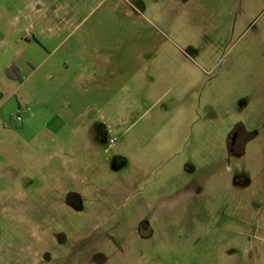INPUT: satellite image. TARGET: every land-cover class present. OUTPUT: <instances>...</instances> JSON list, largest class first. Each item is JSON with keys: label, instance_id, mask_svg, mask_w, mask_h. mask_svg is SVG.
<instances>
[{"label": "rangeland", "instance_id": "rangeland-1", "mask_svg": "<svg viewBox=\"0 0 264 264\" xmlns=\"http://www.w3.org/2000/svg\"><path fill=\"white\" fill-rule=\"evenodd\" d=\"M1 32L46 45L53 122L1 134L0 264H264V0H0Z\"/></svg>", "mask_w": 264, "mask_h": 264}, {"label": "crops", "instance_id": "crops-1", "mask_svg": "<svg viewBox=\"0 0 264 264\" xmlns=\"http://www.w3.org/2000/svg\"><path fill=\"white\" fill-rule=\"evenodd\" d=\"M2 33L3 32L0 33V140H2L1 134L3 132L12 133L9 127L13 120H15V114L22 113L25 109L29 110V108L22 103V100L26 99L25 96H23L22 98L20 97V92L26 86L27 81L24 80L20 82L16 79H11L8 76L7 71L13 67H18L21 70H24V67L31 68L30 66H33L32 64H34L33 60L36 58L40 59L43 55V52L45 53V50L47 49L44 43L33 41V39L31 38H22L13 41L14 39H12L10 35L11 32H9L10 34L8 35H3ZM83 47L81 46L80 49H82ZM93 52L94 54H99V49L94 48ZM20 56H26V60L24 61V63H21L19 61ZM48 59L41 63V65H45ZM77 61L78 68L82 72L85 68V62L81 57ZM87 64L89 63L87 62ZM112 65L113 61L110 58L95 60L92 63L91 69H93V72L91 81L92 87L94 88L92 89L93 91L102 90L101 93L105 96L109 95L113 90L111 78L114 75V68H112ZM66 67L68 66L66 65ZM35 72L36 69L34 70V72H32V74L35 75ZM81 72L68 77L66 80V84H64L66 78H64L62 81L60 80L59 82H61V86L64 85L67 92H78L84 78V74L83 72ZM34 75H30V78L33 79ZM47 77H49L50 81L55 79L51 73L47 75ZM28 81H30V79ZM30 113L31 111L29 110L28 114L24 115L22 124L25 127H29L34 123V121H37L38 125H41L44 130L50 129L49 126L51 125V122H53L52 118L49 122L45 123L41 122L34 116L30 117ZM25 117L28 118L25 119ZM246 133L247 135L249 134L248 132ZM252 134L250 133L248 137H251ZM255 137L256 135L252 136L251 138L255 140ZM8 138L9 135L5 136V140H7Z\"/></svg>", "mask_w": 264, "mask_h": 264}, {"label": "trees", "instance_id": "trees-1", "mask_svg": "<svg viewBox=\"0 0 264 264\" xmlns=\"http://www.w3.org/2000/svg\"><path fill=\"white\" fill-rule=\"evenodd\" d=\"M7 74H8V76L11 79H16L18 81H22L23 80V78H22V72H21V70L18 67L10 68L7 71Z\"/></svg>", "mask_w": 264, "mask_h": 264}, {"label": "flooded vegetation", "instance_id": "flooded-vegetation-1", "mask_svg": "<svg viewBox=\"0 0 264 264\" xmlns=\"http://www.w3.org/2000/svg\"><path fill=\"white\" fill-rule=\"evenodd\" d=\"M234 145L237 148H240L241 150H243L244 144H247V140L244 141V139H242V136L240 134H237L236 136H233L232 138Z\"/></svg>", "mask_w": 264, "mask_h": 264}, {"label": "built area", "instance_id": "built-area-1", "mask_svg": "<svg viewBox=\"0 0 264 264\" xmlns=\"http://www.w3.org/2000/svg\"><path fill=\"white\" fill-rule=\"evenodd\" d=\"M28 112H29V110L28 109H25L22 113H21V115H19L16 119H15V122L16 123H22L23 122V115H25V114H28ZM112 144H115V141H112L111 142Z\"/></svg>", "mask_w": 264, "mask_h": 264}]
</instances>
